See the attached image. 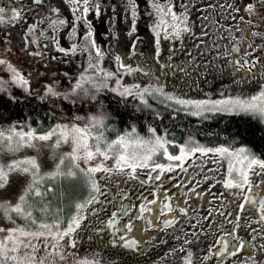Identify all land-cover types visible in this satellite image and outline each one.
<instances>
[{"label":"flooded vegetation","instance_id":"flooded-vegetation-1","mask_svg":"<svg viewBox=\"0 0 264 264\" xmlns=\"http://www.w3.org/2000/svg\"><path fill=\"white\" fill-rule=\"evenodd\" d=\"M181 1L185 3V0ZM94 3L89 0L90 7L96 5ZM248 3L254 5L251 14L244 8ZM196 4H200L197 10L202 8V11H205L203 12L206 14L205 16L212 15L211 18L219 21V33L225 37L223 47L216 51L218 55L215 66V70L218 71L217 78L219 80L230 79L227 87L233 88L232 85L237 82L245 85L257 80L262 75L264 76V73L261 72V66H264V35H252L253 32L264 34V0H197ZM209 4L210 8L207 9ZM0 5L6 9L21 7V18L15 23L10 21L0 23V48L3 46V49H0V55L15 64L19 63L24 66L33 62L36 64H43V61L49 63L48 55L52 50L58 48L57 40L72 30L73 23L76 24L75 32L82 33V24L86 21L82 11L76 13L81 18L78 21L75 20L73 5H70L68 0H35V2L34 0H0ZM53 8L56 9L55 12L51 11ZM109 10L111 14V9L109 8ZM88 16L89 14H86L87 19ZM112 17L109 16L110 21H112ZM50 19L65 21L62 25L54 26L56 28L54 36L56 44L52 43L53 27L48 25ZM99 19L101 18L99 17ZM249 21L250 23H248ZM29 24H35L36 27L27 33L28 44L25 47V30ZM241 25L245 26L244 38H241ZM41 30L45 32L44 36H40ZM128 31L131 29L127 30V33ZM133 31L135 32V30ZM120 32L123 30L121 29ZM33 33L37 40L36 44L31 43ZM125 37L123 34V41L116 45L117 47H121ZM233 44L237 46V50H233ZM164 47L165 54L158 57L160 58L158 66L154 60L151 61L157 74L159 76L175 75V78H183V73H188L192 78L195 55L187 57L183 50V52L179 50L175 57H169L174 53L172 51L174 46L172 48ZM119 48L116 50V54L120 53L121 49L119 50ZM35 52L41 54L39 56L30 54ZM245 52L248 53L247 56H245ZM253 56L256 57L255 75L249 73V78L241 79L244 71L239 68L236 61L239 60L243 65L247 60L251 65ZM225 57L226 61H224ZM145 58L151 60L148 53ZM136 59L140 61L138 57ZM140 66L145 71L148 70L144 63ZM225 67H228V75L224 77L222 70ZM45 72L47 70L39 73V77ZM140 76L145 77L142 74ZM167 78L169 77H165V79ZM160 79L165 81L164 77H160ZM192 79H186L184 83L189 87H194ZM86 84L90 85L91 83L83 84V88L88 92L90 87L87 88ZM224 86L226 85H222V87ZM101 89H103L101 93L103 96H106V92H104L106 90L115 96H123L116 93H120L122 89L115 92L109 86L101 87ZM74 95L93 96V93L85 94L78 91ZM145 100L178 106L174 101L155 100L150 95H145ZM188 112L191 111L188 110ZM252 115L261 120L256 114ZM162 129L168 131L170 127L164 126ZM169 137H165V139L176 143L166 145L168 151L170 155H177L179 153L178 145L185 143L186 140H178L173 135ZM197 143L207 147L223 144L208 141H198ZM245 148L247 149V147ZM247 154L255 155L250 149H247ZM214 159L216 163H213ZM222 159L223 157L214 156L212 153L203 157L200 153H194L181 163L168 160L160 151L152 157L154 163L177 166L164 171L137 168L131 176L127 174V171H113L110 175L103 170L98 171L94 178L100 186L99 191L90 192L88 186L86 188V198H96L85 210V218L81 221L79 230L74 236L75 244H77L75 247L87 255L95 253L100 255V258L122 261L123 264H184L183 257L189 250L192 253L191 264H252V262L264 264V219H261L264 216V207L260 202V197L264 196V174L250 177L253 182L251 190L247 187L245 189L226 188L223 179L227 171L228 160L224 163ZM254 171L259 172V169L256 168ZM149 173L153 174L149 176ZM157 175L160 177L159 179L156 178ZM256 180L261 181L259 186L255 184ZM245 193L251 197L250 200H245ZM242 202L243 207H241ZM141 204L145 206L143 216L135 218L141 216ZM165 204L169 205V210H165ZM120 205H123V209L120 208ZM148 208H151L152 211H147ZM181 208L184 209L183 212L180 211ZM92 209H96V211ZM257 209H261V211H257ZM113 212H116L115 224L113 228H109L108 224ZM237 212L240 213L239 217L236 215ZM166 219L174 220V222L166 225L163 223ZM129 220L132 221V230L125 238L136 240V244L131 247L124 246L122 240L119 239L123 233L127 232L123 225ZM149 221H151V227L148 226ZM233 228L236 229L234 235ZM114 230H116L115 234ZM222 233H227V235H222ZM113 241L115 242L113 243ZM185 241L188 243L185 244ZM225 241H227L225 250L219 256L215 255L220 251ZM241 241L243 243H240ZM210 247L212 251H209ZM237 248L239 251H236ZM229 252L232 255H228ZM205 255H207V259L204 258Z\"/></svg>","mask_w":264,"mask_h":264},{"label":"snow or ice","instance_id":"snow-or-ice-1","mask_svg":"<svg viewBox=\"0 0 264 264\" xmlns=\"http://www.w3.org/2000/svg\"><path fill=\"white\" fill-rule=\"evenodd\" d=\"M35 2V0H34ZM70 5H73V12L75 20H79L81 17L76 15L78 12H83L86 14L90 11L89 0H68ZM149 3L156 10L158 14L170 15L172 21V31L176 36L180 35L181 24L177 23L178 14L173 10L172 3H166L161 5L159 3H153L152 0H149ZM132 7V16L135 17V4L131 3ZM165 7L167 12L165 13ZM254 5L248 3L244 6L245 11H248L250 14L253 11ZM52 12H55L56 9H52ZM98 11V8H97ZM238 11V9H235ZM22 10L21 7H10L5 8L0 5V23L5 21H10L15 23L18 19L21 18ZM179 17H182L183 20L187 19L185 13H180ZM65 21L62 19H50L48 25L53 27V39L52 43L56 44L54 39L56 28L54 27L57 24H64ZM250 23V21L248 22ZM167 26V25H165ZM36 27L35 24H29L28 28L25 30V47H27V33ZM76 24L73 23L72 30L69 31V38L71 39L76 35L75 32ZM244 29L245 26L241 25L242 36L244 38ZM155 31L159 30V24L155 26ZM184 31L188 29L183 28ZM40 36H44L45 32L41 30L39 33ZM167 34V33H166ZM85 38L91 37V29L85 32ZM253 36L264 35L261 33L253 32ZM31 43L36 44L37 40L35 34L33 33V39ZM91 48L95 51V56L97 57L95 64H87L85 66V73L89 69H95V72L92 73V76L81 75L76 79L72 84L71 88L67 92L61 93L55 90L51 85H45L43 88L44 96L59 97L64 96L65 99H68L69 93H76L78 91H85L87 94V89L83 88L85 82L93 84L96 90H99L101 87H108L107 79L112 76H117L120 69H124L127 72H132L133 69L128 67V65L119 63L120 57L116 56L117 61V72H111L102 69L99 67L100 60L99 58L104 55V53L95 45L94 41H90ZM59 48V45H56ZM78 48L77 44H72L71 48L65 49L60 48L61 52L66 51H76ZM233 50H237L235 44L232 45ZM88 51L87 48L83 49ZM159 49L157 48V51ZM255 51V49H253ZM39 56L40 52L30 53ZM227 55V53H225ZM245 56L248 55L247 52L244 53ZM91 59V55H90ZM253 63L249 65V62L245 60L244 64L241 65L239 60L236 61L237 65L241 70L244 71L243 77L241 79L249 78V73L255 75L254 69L256 67L255 61L256 57H252ZM0 65L6 66L7 70L10 72L9 80L12 84H15L23 88L26 92H30L29 80L21 73V71L11 64L7 59L0 57ZM261 72L264 73V66H261ZM100 75L103 77V80L97 83L93 77ZM264 78V77H262ZM119 78L117 79V84H119ZM7 82L0 80V90H4ZM112 91H117L116 88H113ZM159 93L160 96L165 98V101H174L178 106H180L184 111H188L191 108V115L201 116L207 112H234V111H244V112H253L259 113L264 116V84H261V89L259 92H256L250 97L241 98L237 97H221L219 99H191L175 96L170 92H165L163 90V85H145L140 87L138 84L134 85H124L120 91L121 95H138L141 102L145 101V95H151ZM43 98V97H38ZM93 98L95 95L93 93ZM15 99V97H13ZM73 119H79L74 117ZM89 123L80 125L78 123L60 124L57 123L52 126L48 131L45 132H36L31 126L28 127L27 131H24L22 128L17 129L15 126L10 127L8 131L0 130V143L6 141V149L10 152L19 151L20 148L24 146L32 147L33 141L42 140L47 141L49 137L54 134L57 135L58 139L56 140L53 147L55 148L60 141H71V151L65 152L61 155L60 160L56 163L53 170L48 172H41L40 166L37 162L36 157L34 156H25L20 159L10 160L7 166L0 165V187H4L10 178V174L17 172L20 174H26L29 179L25 184L22 193L17 197L16 203L9 204L7 201L0 203V209L3 210L5 219L12 222L13 226L8 228L0 227V231L5 232L6 234L0 238V264H51L50 255L52 252L59 254L63 248L62 241L67 237L68 246H73L76 241L72 237V233L76 228L80 226L81 221L85 218V210H87L92 204V199L86 198L83 201H77L74 204L75 211L68 218L66 226L62 227V218L59 216L60 209L52 210L51 203L47 200V196L50 193L55 192V187L52 183H48L45 186V181L48 179L56 180L57 178L65 177H75L77 172L83 175L86 178L87 186L90 192H98L99 185L94 178L93 174L97 173L100 170L108 173L109 175L113 171L124 172L127 171L128 175H133L137 168H150L153 170L159 169L164 171L165 169H170L176 167L174 164H164V163H154L152 157L155 153L162 151L163 156L170 161H183L192 156L194 153H200L201 156H205L208 153L214 154V156L224 157L228 160L227 171L224 174L223 184L226 188H236V189H245L246 187L251 190L253 189V182L250 179L253 175L259 176L264 174V159H260L255 155L247 154V149L244 146L238 148H231L227 145H217L215 147H207L199 145L197 142H194L192 137H188L186 142L179 144V153L177 155H170L166 145L175 144V141H169L165 139L162 135H156L155 130L151 127L148 129L150 133L149 138L145 139L139 135H136L135 127L131 131H125L124 133L116 136L112 140H106L103 137L102 132H93L92 129L96 126H103V117L102 116H93L88 117ZM94 141L95 143H91ZM114 155V159L111 167H106L103 163H96L94 165L89 164V161L94 157H101L103 160H108L110 156ZM71 161L70 167L67 171L62 170V166L65 159ZM83 160L85 167H81L79 161ZM213 163H216V160H213ZM258 168L259 172H255L254 169ZM153 173H149L151 176ZM160 177L157 175L156 177ZM255 184L259 186L261 184L260 180H256ZM31 197V200L28 199ZM251 197L245 193V200H250ZM35 201L36 203H33ZM260 202L262 207H264V196L260 197ZM36 204L40 206L37 207ZM243 207V202L241 203ZM120 208L123 209V205H120ZM165 210H169V205H164ZM96 211V209H92ZM40 212L43 215L41 218L37 219L34 215L35 212ZM145 211V206L140 205V217L142 218L143 212ZM147 211L151 212L152 209L148 208ZM181 212L184 211L183 208L180 209ZM261 211V209H257ZM12 214H15L18 217H21L24 221V225H18L12 219ZM51 215L53 218L51 221H48L46 217ZM239 217L240 213H236ZM116 212L112 213V218L109 220V228H113L115 224ZM264 219V216L261 217ZM174 220H164V224L173 223ZM27 225V226H26ZM148 226L151 227V221L148 222ZM123 227L127 229V232L123 233L119 239L122 240L124 246H134L136 240L126 239L125 237L132 230V221L124 223ZM98 231V230H97ZM114 230V234H115ZM236 229L233 228L232 233L235 234ZM222 235H227V233H222ZM238 238V237H237ZM49 242L51 247H49ZM115 241H113L114 243ZM188 241H185L187 244ZM240 243H243L241 241ZM43 245L45 249L44 255H38L37 250ZM227 247V241L224 242V245L221 247L220 251L216 252L215 255L219 256L221 252ZM20 249H24L23 254H21ZM209 251H212V248H209ZM236 251H239L237 248ZM228 255H232L231 252ZM192 253L189 250L187 254L183 257L184 264H191ZM207 259V255L204 257ZM79 264H94L93 261L83 259L79 261ZM255 264V262H252Z\"/></svg>","mask_w":264,"mask_h":264},{"label":"rangeland","instance_id":"rangeland-1","mask_svg":"<svg viewBox=\"0 0 264 264\" xmlns=\"http://www.w3.org/2000/svg\"><path fill=\"white\" fill-rule=\"evenodd\" d=\"M91 2H95L96 5L90 7V11L87 13L89 14L88 19L86 18V21L82 24V33L76 32V35L71 39L69 38V32H67L64 36H61L60 40H57L59 48L52 50L48 55V59L50 60L49 63L43 61V64H36L33 62L27 63L29 65L24 66L19 63L15 64V62L8 60L29 80L30 92H26L23 88L12 84L9 80L10 72L7 70L6 66L0 65V80L7 82L5 88L7 87V89L15 95L34 93L36 95L44 96L43 88L45 85H51L56 91L61 93L67 92L81 73H85V66L89 63L95 64L96 62L95 60L97 57L95 56V51L91 48L90 41H94L95 45L104 53V55L99 58V67L102 69L117 72L116 56L120 57L119 63L126 64L128 67L133 69L132 72L120 69L117 76L109 77L107 79V84L112 89L116 88L118 90L122 89V86L124 85L134 84L140 85L141 88L145 85H163V87L165 85V88H168H163L164 91L170 92L175 96L191 99L214 100L221 98V96H239L241 98L250 97L256 92H259L261 84H264V78H262L264 77L263 75L257 80L248 82L245 85L237 82L235 85H232L233 88L227 87L230 79L226 80L224 78L223 80H219L217 78L218 71L215 70V66L217 62L216 60H218V55L216 54V51L223 47V40H225V37L219 33V21L214 20L213 17L211 18L210 16L212 15L209 17L205 16L206 14H203L205 11H202V8L197 10L200 6V4H196L197 0H185V3H182L181 0H152L153 3H159L162 6L166 3L173 4V10L178 14L177 23L181 24L179 36H176L172 31V21L170 15L166 16L164 14H158L149 3V0H131V3L135 4V17L131 14L133 9L130 6V0H91ZM109 8L111 9V14ZM209 8L210 4L207 9ZM166 12L167 9L165 7V13ZM180 13H185L187 19L183 20L182 17H179ZM109 16H113L112 21H110ZM99 17L101 19H99ZM158 24L159 30L155 31L154 28ZM184 27L188 30L184 31ZM89 28L91 29L92 35L91 37L85 38L84 34L89 30ZM120 28L123 32H120ZM101 29L102 31L100 32ZM130 29L131 31H128L127 33V30ZM116 30L118 31L117 34L119 33L118 37L116 35ZM133 30H135V32ZM123 34L124 37H126L119 48L116 45L121 44L123 41ZM121 37L122 39H120ZM74 43L78 45L76 51H60V48H71ZM137 43L139 44L137 45ZM164 46H168L169 48L174 46L172 50L174 53L170 54L169 57H175L176 52L179 50H181V52L184 51L185 56L187 57H191L192 54L195 55V65L192 66L193 79L189 77L188 73H183V78H175V75L159 76L157 74L151 61L154 60L156 62V66H158L160 63V58L158 57L165 54ZM85 48H87L88 51H84L83 49ZM118 48L119 50L121 49V51L116 54V50ZM157 48L159 49L158 51ZM146 53H148L151 57V60L145 58ZM0 57L4 58L2 55H0ZM137 57L140 61H137ZM226 60L227 59L225 57L224 61ZM142 63L147 66V71L140 66ZM70 69L71 71H69ZM227 69L228 67H225L222 70V76L225 77L228 75ZM44 70H47V72L42 73L39 77V73ZM92 70L95 69H89L85 75L92 76ZM141 74L145 77L143 78L140 76ZM160 77H164L165 81L163 82ZM165 77L169 78L165 79ZM93 78L97 83L103 80V77L100 75H96ZM118 78L120 81L119 84H117ZM186 79H192L195 84L194 87L186 85L184 83ZM222 85L226 86L222 87ZM80 92L85 93L83 90ZM116 93L120 95L119 92ZM74 94L69 93L68 97L71 95L72 99L78 98L77 95L75 96ZM150 96L155 100L167 102L163 96H160L159 93H155ZM189 110L191 111V108H189ZM249 113H251V115L256 114L264 122V116L261 114L253 112ZM94 114L96 116H104V114H106L105 106L97 107L94 110ZM58 123L66 124L62 122ZM73 123H78L80 125L87 124L81 121H75ZM16 128L21 129L18 127ZM57 139V135L54 134L49 137L47 141L35 140L33 141L34 146L29 147L26 145L20 148L19 151L15 152H10L6 149V141L4 143H0V165L7 166L10 160L20 159L25 156H34L37 159L42 173L51 171L60 160L61 155L65 152L71 151L70 140L60 141V143L54 148L53 145ZM91 143L94 144L95 142L92 141ZM113 159L114 155L110 156L108 160H103V158L97 156L90 160L89 164L94 165L96 163H103L106 167H111ZM222 160L226 163L225 161L227 158L223 157ZM79 163L81 167H85L83 160L79 161ZM70 165L71 161L66 158L64 160L62 170L67 171ZM77 174L80 173L77 172ZM95 174H93V176ZM28 179L29 177L26 174H20L17 172L11 173L8 183L4 187H0V203L5 201L9 204L16 203L17 197L22 193ZM86 196L87 194L84 195L81 201L85 200ZM12 219L16 224L22 225L14 219L13 214ZM66 224L67 221L64 225H62V227L66 226ZM11 226H13L12 222L5 219L3 210L0 209V227L6 229ZM79 227L72 233V237L75 241L76 239L74 236H76V232L79 230ZM5 234V232L0 231V238H2ZM61 243L63 245L61 252L59 254L52 252L49 257L51 264H79V261L83 259L93 261L94 264H123L122 261H114L105 257L100 258V255L95 253H89V255H87L83 251H80L79 248L75 247L77 244L69 247L67 237H65ZM49 247H51L50 242ZM23 251L24 249H20L21 254H23ZM37 252L38 255L45 254L43 245H41Z\"/></svg>","mask_w":264,"mask_h":264},{"label":"trees","instance_id":"trees-1","mask_svg":"<svg viewBox=\"0 0 264 264\" xmlns=\"http://www.w3.org/2000/svg\"><path fill=\"white\" fill-rule=\"evenodd\" d=\"M88 87L87 93H94L95 98L77 96L72 99L70 95L65 99L64 96L45 97L34 93L15 95L6 87L0 90V130L8 131L12 126L27 130L31 126L36 132H45L58 122L71 124L81 121L88 124V117L96 116L94 110L105 106L103 126H96L92 130L102 132L106 140L125 131L130 132L133 127L136 135L149 138L148 129L151 127L156 135L167 138L173 135L183 141L192 137L197 142L223 143L229 147L245 146L264 159V123L255 115L244 112H207L193 116L191 112L173 104L164 105L149 100L141 102L138 95L115 96L108 90L104 91L106 96H103V89L96 90L93 84ZM164 126L170 129H162ZM48 183L54 185L55 192L48 194L47 200L53 211L58 208L61 210L59 216L64 225L75 211V202L81 201L86 194V178L77 174L75 177L48 179L45 186ZM28 199L31 200V197ZM34 215L39 219L43 214L37 211ZM13 217L19 224H25L21 217L15 214ZM52 218L51 215L46 217L48 221Z\"/></svg>","mask_w":264,"mask_h":264}]
</instances>
